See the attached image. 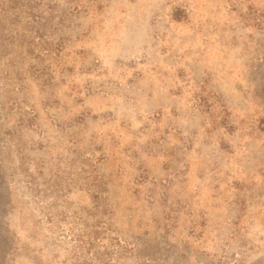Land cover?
Wrapping results in <instances>:
<instances>
[{"label":"rangeland","instance_id":"obj_1","mask_svg":"<svg viewBox=\"0 0 264 264\" xmlns=\"http://www.w3.org/2000/svg\"><path fill=\"white\" fill-rule=\"evenodd\" d=\"M0 161V264H264V0H0Z\"/></svg>","mask_w":264,"mask_h":264},{"label":"trees","instance_id":"obj_2","mask_svg":"<svg viewBox=\"0 0 264 264\" xmlns=\"http://www.w3.org/2000/svg\"><path fill=\"white\" fill-rule=\"evenodd\" d=\"M0 162H1L0 168L2 170L4 169V167H2V161ZM31 179L32 180L24 181V184L31 192V194L35 197L36 202L44 205L45 201L43 200L44 198L41 196L42 191L38 187H35L36 185L33 182L34 180L33 177H31ZM45 217L47 218L48 222L52 223V221L56 219L58 215L49 212V213H45ZM103 224H105L106 231L105 230L104 231L92 230L91 232L84 231V234L81 235L77 233L79 230L77 231L75 229H70L64 231L66 232L64 234V237H71V240L77 239V241L86 245V247H88L87 250H89L88 253H92L93 257H95L92 259L93 260L92 264H118L120 262L122 253L131 252L133 246L131 243L124 241L123 238L119 237L113 230H111L106 222H103ZM107 232H111V235L108 236V238L112 242L111 247L115 249H113L112 252L111 251L106 252L108 250L107 249L105 252L101 253L100 249L97 250V246H100V244L104 242L105 236L103 235L106 234ZM6 258L7 256H4V259ZM80 264H87V263H80Z\"/></svg>","mask_w":264,"mask_h":264}]
</instances>
